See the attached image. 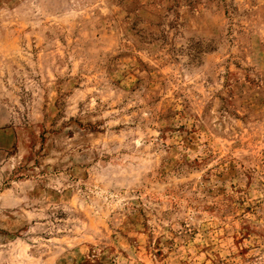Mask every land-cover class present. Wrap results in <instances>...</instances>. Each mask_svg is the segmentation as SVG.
I'll use <instances>...</instances> for the list:
<instances>
[{
  "label": "rangeland",
  "instance_id": "rangeland-1",
  "mask_svg": "<svg viewBox=\"0 0 264 264\" xmlns=\"http://www.w3.org/2000/svg\"><path fill=\"white\" fill-rule=\"evenodd\" d=\"M0 264H264V0H0Z\"/></svg>",
  "mask_w": 264,
  "mask_h": 264
}]
</instances>
